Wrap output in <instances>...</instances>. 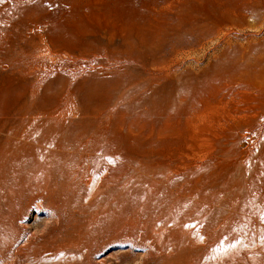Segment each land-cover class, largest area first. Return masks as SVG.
<instances>
[{
  "label": "rangeland",
  "instance_id": "obj_1",
  "mask_svg": "<svg viewBox=\"0 0 264 264\" xmlns=\"http://www.w3.org/2000/svg\"><path fill=\"white\" fill-rule=\"evenodd\" d=\"M0 182V264H264V0H0Z\"/></svg>",
  "mask_w": 264,
  "mask_h": 264
},
{
  "label": "bare ground",
  "instance_id": "obj_2",
  "mask_svg": "<svg viewBox=\"0 0 264 264\" xmlns=\"http://www.w3.org/2000/svg\"><path fill=\"white\" fill-rule=\"evenodd\" d=\"M98 125V124H97ZM98 126H100V125H98ZM96 127V129H97V131H99L98 130V128H97V126H95ZM100 128H101V126H100ZM95 129V130H96ZM101 130V129H100ZM106 130H107V128H106ZM83 131V130H82ZM81 131V132H82ZM84 131H86V130H84ZM102 131V130H101ZM77 132V131H76ZM80 132V131H79ZM87 132H88V130H87ZM96 132V131H95ZM100 132V131H99ZM68 133V132H67ZM71 133V132H70ZM89 133V132H88ZM93 133V132H92ZM82 134H83V132H82ZM91 134V133H90ZM106 134V133H105ZM104 134V135H105ZM71 135V134H70ZM81 134H79V136H80ZM85 135V134H84ZM96 135H98V134H96ZM101 135H102V133H101ZM103 135V136H104ZM74 136V135H73ZM78 136V137H79ZM87 136H89V135H87ZM92 136V135H91ZM90 136V137H91ZM99 136V135H98ZM71 137V136H70ZM75 137V136H74ZM85 137V136H84ZM95 134H94V137L92 136V139L94 138L95 139ZM100 137V136H99ZM68 138H69V136H68ZM86 138V137H85ZM87 138H89V137H87ZM82 139H83V135H82ZM81 139V140H82ZM80 141V140H79ZM72 143V142H71ZM77 144V143H76ZM85 144V143H84ZM74 145H72L71 147H73ZM78 146V145H77ZM70 147V148H71ZM70 148H69V150H70ZM72 149V148H71ZM73 149H74V147H73ZM79 149V148H78ZM77 149V150H78ZM81 149V148H80ZM81 150H83V149H81ZM86 151V150H85ZM107 151V150H106ZM105 151V152H106ZM81 152V151H80ZM80 152H78V153H80ZM84 152V151H83ZM56 154H57V152H56ZM61 154V153H60ZM58 156H59V153L57 154ZM76 154L74 153L73 154V156H75ZM82 154L80 153V155L78 154V157L79 156H81ZM104 156V155H103ZM49 157V156H48ZM76 157V156H75ZM74 157V159L76 160V158ZM50 158V157H49ZM59 158H61V157H59ZM57 160V159H56ZM55 160V161H56ZM44 161V160H43ZM78 158H77V164H78ZM57 162V161H56ZM40 163V162H39ZM49 163V162H48ZM52 163V162H51ZM69 163V162H68ZM75 163V162H74ZM103 163V162H102ZM24 164V163H23ZM42 164V163H41ZM40 164V165H41ZM67 164V163H66ZM18 165V164H17ZM50 165V164H49ZM58 165V164H57ZM69 165V164H68ZM21 166V165H20ZM44 166H46L45 164H44ZM70 166H71V164H70ZM11 167H13V168H15L14 166H12L11 165ZM42 167V166H41ZM51 167V166H50ZM56 167V166H55ZM54 167V168H55ZM69 167V166H68ZM72 167V166H71ZM74 167V166H73ZM72 167V168H73ZM105 167V166H104ZM18 168V167H17ZM46 168V167H45ZM57 168H59V167H57ZM99 168V167H98ZM40 169V168H39ZM47 169V168H46ZM43 170V169H42ZM67 170H69V171H71L70 170V168L68 169L67 168ZM67 170H66V173H67ZM12 171H13V169H12ZM16 171V170H15ZM40 171H41V169H40ZM45 171H48V170H45ZM51 171V170H50ZM59 171V170H58ZM68 171V172H69ZM56 172V171H55ZM60 172H61V170H60ZM73 172V171H72ZM19 173V175H20V171L18 172ZM17 173V174H18ZM44 173V172H43ZM54 173V172H53ZM65 173V171L63 172V174ZM69 173H71V172H69ZM16 174V173H15ZM16 174V175H17ZM50 174V173H49ZM58 174V173H57ZM5 175V174H4ZM51 176H52V172H51V174H50ZM66 175V174H65ZM18 176V175H17ZM38 176V175H37ZM53 176H54V174H53ZM59 176V175H58ZM64 176V175H63ZM44 177V176H43ZM45 177H48V176H45ZM67 177V176H66ZM66 177H64L65 179L64 180H66L67 178ZM71 177V176H70ZM9 178V177H8ZM42 178V177H41ZM40 177H38V179L39 180H42V182H43V179H41ZM49 178V177H48ZM47 178V179H48ZM53 178V177H52ZM61 178H62V176H61ZM68 178H69V175H68ZM10 179H12V177L10 178ZM17 179V178H16ZM24 179H26V178H24ZM34 179H36V178H34ZM37 179V180H38ZM56 179V178H55ZM54 179V180H55ZM6 180V179H5ZM30 180H31V178H30ZM38 180V181H39ZM57 180V179H56ZM11 181H14V180H11ZM48 181H49V179H48ZM59 181V180H58ZM69 181H70V178H69ZM68 181V182H69ZM7 182H9V180L7 181ZM37 182V181H36ZM36 182H34V183H36ZM50 183H51V181H49ZM1 183V182H0ZM44 184L46 183V182H43ZM53 183V182H52ZM51 183V184H52ZM55 184H57V182H54ZM54 183L52 184V185H54ZM65 183L67 184V181H65ZM9 184V183H8ZM31 184V183H30ZM39 184H35V186H38ZM47 185H49V183H47ZM125 185H127V184H125ZM30 186H32V184L30 185ZM62 186H64V184L62 185ZM67 185H65V187H66ZM7 187V186H6ZM21 187H22V185H21ZM32 187H34V186H32ZM39 187H41V188H39L41 191L43 190V191H45V188H44V185H39ZM56 187V186H55ZM9 188H11L12 189V187L11 186H9ZM38 188V187H37ZM6 190H8L9 191V189H7V188H5ZM14 189V188H13ZM19 188H17V190H18ZM114 189V188H113ZM6 190H4L5 192H3V194L4 193H6L7 191ZM20 190V189H19ZM19 190L18 191H16V189H15V191L13 190H11L10 191V193H8L7 192V194H9V195H13V193L17 196V194L19 195L20 193H19ZM39 190V191H40ZM121 190V189H120ZM35 192V191H34ZM129 192V191H128ZM127 192V193H128ZM40 193V192H39ZM48 193V192H47ZM118 193V192H117ZM114 194V193H113ZM123 194V193H122ZM115 195H117V194H115ZM4 196H6V195H4ZM34 196V195H33ZM35 196H36V194H35ZM114 196V195H113ZM43 197V196H42ZM47 197V196H46ZM50 197V196H49ZM48 197V198H49ZM10 199V198H9ZM126 199V198H125ZM0 200H1V198H0ZM36 200H38L37 199V197H36ZM41 200H42V198H41ZM107 200H109V201H112V200H116V198H113L112 197V195L109 197V199H107ZM18 201V200H17ZM33 201V200H32ZM39 201H40V198H39ZM37 202V201H36ZM9 204H8V207H10L9 208V211H13L14 210V208L16 207V206H14V204H15V200H12L11 202H8ZM19 203V202H18ZM109 203H111V202H109ZM115 203V202H114ZM58 204H60V203H58ZM16 205V204H15ZM19 205V204H18ZM20 205H21V203H20ZM52 205V204H51ZM57 205V204H56ZM41 206V205H40ZM83 206H86V205H83ZM38 207V206H37ZM55 207H57V206H55ZM59 208V207H58ZM57 208V209H58ZM66 208V207H65ZM16 211H15V213L16 214H19V213H21L22 212V210H20V207L18 206V208L16 207V209H15ZM23 210H24V208H23ZM59 210V209H58ZM3 211V207H1L0 206V213ZM66 212V211H65ZM65 212H63L62 213V211L60 212H58L57 211V213H55L54 214V216H55V221H56V224H55V227L53 228V229H51V230H49L48 231V233H43V234H41V235H33V237H30L31 239L27 242V246H25V249L24 250H22V251H20L19 252V255L26 261V260H31V259H33V261H35L36 262V264H43L44 262H46V261H51V262H53V264H61V257L60 256H65V254H68L67 252H68V250H69V248H78V246H80V245H82V244H85L86 242H87V240L86 239H83L82 238V236H80V229H81V226H82V222H83V220H81V218H77L75 215H72V214H69L70 216H68L67 214H65ZM52 213H54V211L52 212ZM70 213V212H69ZM16 214L14 215V216H16ZM74 214V213H73ZM98 215V214H97ZM19 216H21V215H19ZM7 217H8V215H5L4 217H3V219L2 220H0V247H2V245L3 244H6L7 243V246H9V248L10 247H14L15 246V244H16V241H18L17 239H14V240H11V241H9V239H11V237L13 236V234H14V232H15V227L16 226H13L12 224H10V223H8V221H6V219H7ZM13 217V216H12ZM15 219V218H14ZM13 220V219H12ZM17 220V219H16ZM9 221H11V219L9 220ZM20 222V221H19ZM16 224V223H15ZM18 225V224H17ZM21 226V225H20ZM19 226V227H20ZM18 228V227H17ZM17 230H19V229H17ZM35 230V229H34ZM82 230V229H81ZM25 231V230H24ZM23 231V232H24ZM45 232V231H44ZM83 232V231H82ZM37 234V233H36ZM29 236V235H28ZM29 239V238H28ZM25 245H26V242H25ZM24 248V247H23ZM3 249V248H2ZM6 250V249H5ZM8 250V249H7ZM6 252V251H5ZM17 252V251H16ZM4 253V252H3ZM68 259H69V257H68Z\"/></svg>",
  "mask_w": 264,
  "mask_h": 264
}]
</instances>
